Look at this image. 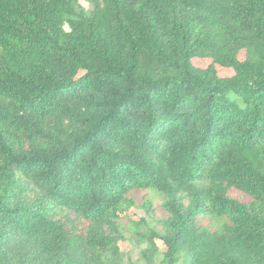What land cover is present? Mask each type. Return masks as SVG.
<instances>
[{
    "label": "trees",
    "instance_id": "16d2710c",
    "mask_svg": "<svg viewBox=\"0 0 264 264\" xmlns=\"http://www.w3.org/2000/svg\"><path fill=\"white\" fill-rule=\"evenodd\" d=\"M0 0V264H264V0Z\"/></svg>",
    "mask_w": 264,
    "mask_h": 264
},
{
    "label": "rangeland",
    "instance_id": "374dc122",
    "mask_svg": "<svg viewBox=\"0 0 264 264\" xmlns=\"http://www.w3.org/2000/svg\"><path fill=\"white\" fill-rule=\"evenodd\" d=\"M85 8H90L87 1L81 0ZM130 196L135 200L133 212L137 216V221L145 220L147 225L142 222L133 227L127 220H122L126 226L125 237L127 238L123 247L124 264H143L142 251L147 244L144 240V233L147 228H155L161 231L162 220L168 217L162 205V199L150 190H134ZM161 257H157V263L160 264Z\"/></svg>",
    "mask_w": 264,
    "mask_h": 264
}]
</instances>
